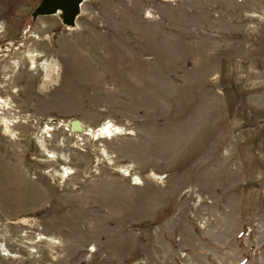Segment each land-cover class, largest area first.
Here are the masks:
<instances>
[{"label": "rangeland", "instance_id": "rangeland-1", "mask_svg": "<svg viewBox=\"0 0 264 264\" xmlns=\"http://www.w3.org/2000/svg\"><path fill=\"white\" fill-rule=\"evenodd\" d=\"M40 2L0 0V264H264V0Z\"/></svg>", "mask_w": 264, "mask_h": 264}, {"label": "water", "instance_id": "water-1", "mask_svg": "<svg viewBox=\"0 0 264 264\" xmlns=\"http://www.w3.org/2000/svg\"><path fill=\"white\" fill-rule=\"evenodd\" d=\"M82 3L83 0H41L32 13V18L59 15L64 26L73 28L80 15ZM73 126L75 128L77 124L74 123Z\"/></svg>", "mask_w": 264, "mask_h": 264}, {"label": "bare ground", "instance_id": "bare-ground-1", "mask_svg": "<svg viewBox=\"0 0 264 264\" xmlns=\"http://www.w3.org/2000/svg\"><path fill=\"white\" fill-rule=\"evenodd\" d=\"M84 1V0H83ZM117 132L113 130H109L108 128L102 129L98 131V135L100 138H109L112 137L113 135H116Z\"/></svg>", "mask_w": 264, "mask_h": 264}]
</instances>
